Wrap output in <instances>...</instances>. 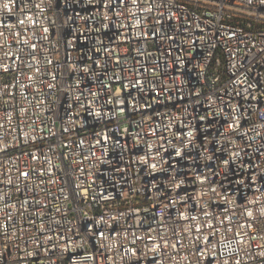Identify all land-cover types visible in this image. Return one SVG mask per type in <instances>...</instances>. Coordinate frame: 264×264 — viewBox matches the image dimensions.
I'll list each match as a JSON object with an SVG mask.
<instances>
[{"label": "built area", "instance_id": "built-area-1", "mask_svg": "<svg viewBox=\"0 0 264 264\" xmlns=\"http://www.w3.org/2000/svg\"><path fill=\"white\" fill-rule=\"evenodd\" d=\"M240 47L264 56V0H0V264H264V75ZM217 55L227 82L194 89Z\"/></svg>", "mask_w": 264, "mask_h": 264}, {"label": "bare ground", "instance_id": "bare-ground-1", "mask_svg": "<svg viewBox=\"0 0 264 264\" xmlns=\"http://www.w3.org/2000/svg\"><path fill=\"white\" fill-rule=\"evenodd\" d=\"M153 32H158V24H151V27H144V35L153 37ZM209 35L213 40L225 38V30L222 24H212L209 26ZM88 42H91L92 52H102V35L89 34ZM154 47H161V39H154ZM189 54L201 57L211 56L210 44L204 39H189ZM250 55V47H240L236 50V58L240 65H247L251 73L264 75V56ZM99 66V59H88V67ZM213 69H217L214 75ZM107 73H116L115 65H107ZM105 75V67H97L94 70V82H102ZM228 79V63L224 55H217L210 58L209 65H202V72L192 73V84L196 90L208 89L210 85H224ZM155 105V111H162V108L177 110L182 107V100L178 99V94H156V98H147L145 107ZM264 108V101H262ZM123 120H135V112L122 110ZM104 112L90 114V128L103 129ZM193 147H200V140H193ZM76 208H83V201H76ZM0 258H4V250H0Z\"/></svg>", "mask_w": 264, "mask_h": 264}]
</instances>
